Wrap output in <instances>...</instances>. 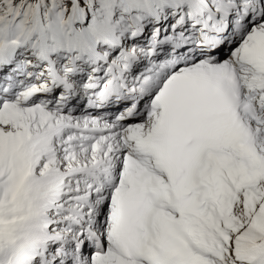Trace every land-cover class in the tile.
<instances>
[{"label":"snow or ice","instance_id":"1","mask_svg":"<svg viewBox=\"0 0 264 264\" xmlns=\"http://www.w3.org/2000/svg\"><path fill=\"white\" fill-rule=\"evenodd\" d=\"M0 264H264V0H0Z\"/></svg>","mask_w":264,"mask_h":264}]
</instances>
